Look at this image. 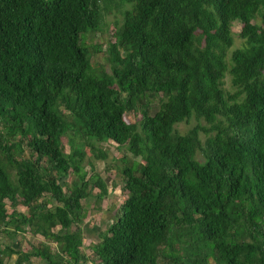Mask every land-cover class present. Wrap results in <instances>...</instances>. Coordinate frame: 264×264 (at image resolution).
Segmentation results:
<instances>
[{
  "label": "trees",
  "instance_id": "trees-1",
  "mask_svg": "<svg viewBox=\"0 0 264 264\" xmlns=\"http://www.w3.org/2000/svg\"><path fill=\"white\" fill-rule=\"evenodd\" d=\"M112 1L0 0V233L41 237L0 264H264V0H119L93 71L83 37ZM77 139L132 156L90 255L82 200L107 186Z\"/></svg>",
  "mask_w": 264,
  "mask_h": 264
},
{
  "label": "rangeland",
  "instance_id": "rangeland-1",
  "mask_svg": "<svg viewBox=\"0 0 264 264\" xmlns=\"http://www.w3.org/2000/svg\"><path fill=\"white\" fill-rule=\"evenodd\" d=\"M113 6L103 14L100 28L94 32L87 33L83 37V44L90 51V64L93 71H97L99 68L104 69L106 72L109 71V65L105 59L104 48L108 41L113 40L112 32L114 21H119L121 17V11L127 8L128 5H121L119 0H113ZM231 31L233 33V44L232 48L240 47L242 41L237 37L239 31L238 22H233L231 25ZM100 48V51L94 52V48ZM93 51V52H92ZM223 89L225 91H231V87L228 81V77L225 76L223 79ZM149 103L151 106L155 107L158 103V98H149ZM139 118V112L128 113L124 115V120L126 122H136ZM194 119H190L186 123H179L175 127L179 132H184L188 127L194 124ZM64 151L68 152V144L65 143L63 138ZM78 139L74 141V145L81 150H84L85 156L83 161L84 170L87 174L91 173L90 165H92V171L99 175V177L105 181L107 186V194L101 200H95L94 197L90 196L82 200V206L84 209V217L80 225L82 232V245L81 251L84 254L90 255V246L97 241V233L106 228V226L111 222L113 212L119 205V203L124 199L125 192L121 188V176L119 173V168L122 166L124 161H121V155L125 153L130 159L132 156L125 152L123 147H117L113 142L107 141L104 143H94L95 153L97 149H100L105 153L103 159H97L93 157L91 150L84 145L78 144ZM23 148L24 156L28 155V150L25 146ZM69 180V179H68ZM112 183L115 185L112 187ZM94 189L93 192H95ZM6 208H8V201L5 200ZM16 210L23 211L22 206H16ZM18 240V241H17ZM38 240H41L40 236H31L29 233L22 235H17L15 239H10L3 233H0V247L3 248L5 245L12 246L15 245V241L18 242L19 248L25 250L28 249L30 244H35ZM14 255L11 256V259ZM31 264H43L38 260H31ZM83 264H92L87 261Z\"/></svg>",
  "mask_w": 264,
  "mask_h": 264
}]
</instances>
